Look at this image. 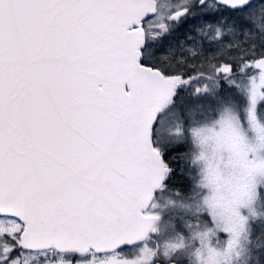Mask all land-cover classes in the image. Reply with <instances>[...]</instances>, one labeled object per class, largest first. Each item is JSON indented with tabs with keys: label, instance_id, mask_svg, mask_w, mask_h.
Here are the masks:
<instances>
[{
	"label": "snow or ice",
	"instance_id": "snow-or-ice-1",
	"mask_svg": "<svg viewBox=\"0 0 264 264\" xmlns=\"http://www.w3.org/2000/svg\"><path fill=\"white\" fill-rule=\"evenodd\" d=\"M0 264H264V0H0Z\"/></svg>",
	"mask_w": 264,
	"mask_h": 264
}]
</instances>
